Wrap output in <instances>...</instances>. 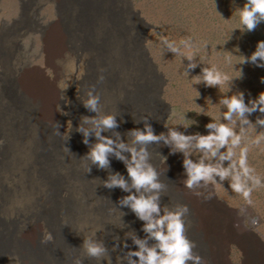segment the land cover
<instances>
[{
  "label": "rangeland",
  "instance_id": "374dc122",
  "mask_svg": "<svg viewBox=\"0 0 264 264\" xmlns=\"http://www.w3.org/2000/svg\"><path fill=\"white\" fill-rule=\"evenodd\" d=\"M245 2L246 0L106 2L117 5L115 14L120 22L116 23L122 24L120 32L127 39L125 48H137L142 62L147 63L159 79L156 99L160 95L164 109L155 99L153 107L146 105V110L140 113L137 111L138 106L135 108V103H132L133 96L128 99L131 95L128 93L132 91L131 85L118 65L119 56L122 55L119 53L117 57L118 49L123 51L121 41L116 36L118 29L108 35L102 33V37L97 32L84 41L77 38L83 30L77 29L75 33H70L71 41L65 53L71 51L72 56L65 63H74L86 75L83 80L74 76L71 86L62 91L58 82L65 69L56 61L64 57L65 53L60 57L51 55L49 36L63 24L70 27L74 22L71 28L75 23L79 27L76 19H65L63 22L64 13H75L77 3L73 0H0V264H15L12 256H4L15 252L23 264H51V258L58 252V241L54 239L47 244L43 243L44 229H48V219L50 222L54 221L53 215L58 210L59 201L71 207L73 217L70 218L69 232L72 246L79 251V257L86 264H100L96 258L87 257L83 247L84 235L91 234L97 228L103 229L97 233V238L103 241L109 236L110 245L117 244L116 237H119V243L122 244L126 233L131 231H136L141 238L145 236L142 230L145 222L136 215L132 221L129 216L134 212L130 207L120 204V200L129 193L119 187L108 188L103 183L110 173L127 172L125 168L120 170V167L112 166L113 156L110 157V168L101 169L98 165H92L91 172H88L83 160L77 164L67 162L70 150L82 149L86 154L91 150V146L84 143L83 134L77 131L84 116L96 115L84 106L83 99L95 85L96 91L102 95L103 110L118 115L120 126L113 131H119L123 136L126 126L142 128L141 123L145 117L149 118L148 122L153 125L157 135L167 133V125L190 135L208 134L206 126L212 122V117L208 115L215 116L217 120L220 118V108L214 106L212 101L218 104L222 92L230 91V85L225 82L222 92L219 86L209 87L206 83L194 84L193 88L192 83L198 82V79H191L201 75L206 65L218 64L229 80L236 78L229 95L242 91L246 101L250 102L264 92V68L250 60L243 63L244 56L251 57L257 50L258 43L264 40V22L255 31L237 29L242 27L237 9L243 7ZM180 39L194 42L204 63L195 70H189V76L183 71L190 61L185 58L183 67V57H176L177 54L168 51L163 44L165 40ZM167 56L175 59L173 66L169 67L171 69L166 63ZM228 56H231V65L237 64V70L242 69L241 78H238L241 73L225 62V57ZM199 60L197 57V61ZM15 61L26 66L18 72ZM26 72L38 73L47 83L57 88L56 115L48 122L42 123L30 103L23 100L20 83ZM101 74L106 77L104 81L99 80ZM143 87L141 92L146 95L151 86ZM59 106L63 108V112L58 110ZM15 108L19 110L15 111ZM260 115L259 112L252 114L251 119L255 121ZM69 121L72 122L73 130L66 137L64 134L68 133ZM178 124L191 126L186 128ZM248 136H251V132ZM124 139L127 141L129 137L124 136ZM91 140L92 143L96 142L94 134ZM150 151L153 155L152 163L167 185L162 196V207L183 203L191 208V196L184 190L186 187L183 183L187 178L184 154H173L171 147L164 141L154 142ZM246 167L248 171L243 183L248 195L234 191L227 181L224 184L232 192L228 197L219 189L218 184L222 183L207 189H195L203 191V196L199 198L218 223L221 234L227 232L224 219L232 218L231 226L237 235L236 242L224 249L225 257L220 259L217 245L218 242L222 244L221 234L200 226L196 219L191 218V214L186 217V235L197 244L194 252L202 255L209 263L213 258L215 264H264V240L250 230L251 216L264 217V150L253 148L249 151ZM72 171L80 175L75 176ZM60 187H63V193L58 191ZM57 191L60 196H57ZM208 195L214 198L206 200ZM14 212L16 218L12 220ZM104 212L112 215L108 224L102 222L100 217ZM126 218L133 224L124 220ZM237 221L241 225L239 229L235 227ZM81 225L87 227L81 231ZM211 232L219 235V239L214 238ZM204 234L207 235L206 241L203 240ZM127 242L129 245L133 243L130 238H127ZM206 244L213 246L212 253ZM127 251L124 247L117 253L109 251L113 264H117V257L125 255ZM102 264H107V260Z\"/></svg>",
  "mask_w": 264,
  "mask_h": 264
},
{
  "label": "clouds",
  "instance_id": "9594fccd",
  "mask_svg": "<svg viewBox=\"0 0 264 264\" xmlns=\"http://www.w3.org/2000/svg\"><path fill=\"white\" fill-rule=\"evenodd\" d=\"M237 12L240 25H242L237 29L255 31L264 22V0H246L243 7H238ZM163 44L168 51L177 54L176 57H183V67L185 58L190 61L183 71L188 76L190 75L189 70H195L203 63L194 42L190 39L165 40ZM230 53L234 55L232 52ZM71 56L72 52L68 51L64 57L58 58L56 61L65 69L64 75L58 82V87L62 91H66L71 86L70 82L73 81L74 76L78 80H83L86 75V73L80 72L74 63H70V65L65 63ZM197 57L200 58L199 61H197ZM249 60L264 68V40L258 43L257 50L251 57L244 56L243 63H247ZM225 62L237 70V64L231 65V56L225 57ZM14 63L18 72L26 66V64L17 63V61ZM103 71L102 69L101 72L103 73ZM237 71L241 73L238 78H241L243 76L242 69ZM105 79L106 77L101 74L99 80L104 81ZM197 79L198 82L192 83V87L194 84L206 83L209 87L219 86L221 91L225 82L230 85L229 92L221 91L223 95L218 104L211 100L214 106L220 108L219 120L206 112H200L212 117V122L206 126L209 130L208 134L190 135L178 130L177 127L167 125L168 132L157 135L153 125L148 122L149 118L145 117L143 119L144 128L130 130L129 139L126 141L119 131H113L120 126L118 115L115 112L103 110L102 95L96 91L95 85L89 89L87 97L83 99L84 106L90 112L96 113L94 116H84L77 129L83 134L84 143L91 146L90 152L83 158L90 161L91 164H85V167L88 168V172L92 171L91 165H98L101 169L110 168L111 156L123 161L126 164L128 176L119 172L110 173L108 179L103 183L108 188L119 187L129 193L120 200V204L130 207L136 216L145 222L142 229L145 233L143 238L136 231L126 233L123 246L128 251L125 255L117 257V264H125V262L127 264H189V262L191 264H207L202 255L194 252L197 244L186 235L187 221L185 218L191 214L190 206L178 203L162 207V196L167 185L161 180L159 171L152 163L153 155L150 146L154 142L164 141L171 147L173 154L177 152L184 154L187 178L183 183L186 188L207 189L217 183L224 184L227 181L234 191L248 195L243 183L244 175L248 171L246 167L247 153L253 148L264 150V92L258 98L251 99L250 102L246 101L245 93L242 91L229 95L232 92V82L236 78L229 80L228 75L215 63L206 65L202 74L191 80ZM58 110L64 111L60 106ZM257 112L261 115L253 121L251 116ZM178 125H183L186 128L191 126ZM72 130L73 125L69 121L68 133L64 136H70ZM106 132L112 134L105 135ZM249 132H251L250 137L248 136ZM93 134L96 137L95 143H92L91 140ZM203 194V191L195 192L197 196H203ZM213 198L212 195L205 197L206 200ZM15 218L16 213L14 212L12 220ZM250 219L252 225L250 230L264 240V217L251 216ZM240 226V222L237 221L235 227L239 229ZM247 226V222H245V228ZM86 227L87 225H81V231ZM102 230V228H97L91 234L84 235L83 247L87 257L96 258L100 264L104 260H107V264H113L108 247L97 238V233ZM127 238L132 240L135 247L128 244ZM54 239L53 233L45 228L43 243L47 244ZM116 239V248L113 250L120 247L119 237ZM15 264H23L22 259L17 256ZM75 264H85V260L77 258Z\"/></svg>",
  "mask_w": 264,
  "mask_h": 264
},
{
  "label": "bare ground",
  "instance_id": "6f19581e",
  "mask_svg": "<svg viewBox=\"0 0 264 264\" xmlns=\"http://www.w3.org/2000/svg\"><path fill=\"white\" fill-rule=\"evenodd\" d=\"M73 1L77 3L75 4L76 11L73 14H70L69 11H66L63 15V22H65V19H76V22L79 21L78 22L79 27L75 23L73 27L71 28L72 24L74 23L73 22L70 24V27L66 24H63L55 28L51 32L49 36V42H48L51 55L53 57H60L62 54H64L66 51L67 45L71 41L70 33H72V31L75 33L77 29L83 30L82 33L77 35L78 37L76 36L82 41H84L86 38L88 39L92 38V36H94V34L97 32L101 33L100 36L102 37V33H104L105 35H108L111 32L116 31L118 29V31H116L117 32L116 36L118 37L119 42L121 41L120 43L123 49L122 52L118 49L119 52H118L117 57L119 56V53H122V55L120 54L119 56L118 65L120 66V69L122 70V72L125 74L124 76L127 77L126 81L131 85L130 88L132 90L131 92L128 93V94L131 93L128 99H130L133 96L132 103H135V108H137L138 106L137 111L140 113L146 110L144 108L146 105H150V107H153L155 104L157 93H158L157 92L158 90L157 82L159 81V79L157 78V75H155L154 72H152V70L149 68L147 63L144 64L142 62L143 59L142 60L140 59V55L138 54L137 48L133 47V50H128L125 48V45H127L126 44L127 39H124L123 36L121 35L120 31L122 30V27H121L122 24L116 23V22H120L119 19L117 18L118 16H116L117 14H115V8H117V5L116 4H106V2L110 0H73ZM123 40L125 41V44H123L124 42ZM135 46H137V43H135ZM170 57H168L167 62H166L168 63V68L173 66L172 64H173V61L175 60V59L173 60ZM46 81L44 77L40 76L38 73H35V72L27 73L26 72V74L24 75L20 83L22 95H24L23 100L24 101L26 100L27 102L30 103L32 108L38 113V117L42 123L48 122V120L52 119L56 115V105H57V98H56L57 88H55V85H51L50 83H47ZM145 85L151 86L150 91L147 92L146 95L144 94V92L143 93L141 92L144 89L143 86ZM121 93H122V96H124V90H122ZM156 101H157V104L160 105L164 109L165 106L161 102L160 95L157 97ZM18 110L19 109L15 108V111H18ZM134 111L136 110H133V112ZM144 123L145 122L142 120V123H141L142 128H144ZM126 127L127 129L124 130V136L128 138L129 131L137 127L135 125L131 126L130 128L128 126ZM86 155L87 154L84 153L82 149L71 150L68 156L69 161L67 162L68 163L70 162V164L72 163L77 164L78 162L83 160L85 164L90 165L91 164L90 161L83 159ZM112 166L120 167V170L124 168L127 170L126 164L124 162L119 163V161L117 160L115 156H113ZM72 173L76 174L75 176L80 175L79 173H76L73 171ZM123 175L127 177L128 173L123 172ZM75 178H78V177H75ZM218 186L221 192L225 196L228 197V195L230 196L232 194L230 189L225 184L223 183L218 184ZM184 190L186 191V193H188V195L191 196V218L196 219L197 223L200 226L204 227L205 229L209 231L212 230L213 232L220 235L221 231L220 229H218V223L215 220H213L210 214V210L207 209L206 205L200 200L199 196L195 195L196 190H192V189L190 190L188 188ZM58 191L63 193V187L58 188ZM58 191H57V196H60ZM52 203L53 204L55 203L54 199H52ZM57 209L58 210L56 211L54 210L55 213L53 216L55 217L54 218L52 217L54 221L50 222V219L47 220L48 230L53 233L55 240L58 241L57 242L58 252H57V255H54L51 258V264H75V260L81 257H79V251H77L76 248L72 246L73 244H72L71 235L69 232V229L71 226L70 218L72 219L73 217L71 207L69 208L67 203L62 204L59 201ZM135 215H136L135 213H132V215L129 216L132 219V221L135 219L134 218L136 217ZM100 217L102 218V222L104 221L108 224L109 220L112 218V215H110L107 212H104L100 214ZM55 219H56V223H55ZM124 220H126L129 223H132L127 218ZM106 223L104 224L106 225ZM232 223H233L232 218L224 219L225 229L227 232H224L221 234V236L223 237L222 244L218 242V245H217L218 255L220 259H223V257H225L224 249H226L229 244L235 243L237 240V235L231 226ZM213 232L211 233L213 234L214 238L216 237L218 240L219 235ZM204 237L205 238H203V240L206 241L207 235L204 234ZM103 242L108 247L109 251L115 252V250L113 249L116 248V245L115 244L110 245V243H108L109 236H106ZM123 245H124V242L120 244V248L124 247ZM208 245H207V248H210L209 250H211V253H212L213 246L212 245L208 246ZM130 246L135 247L133 243L130 244ZM119 249H117V251H119ZM117 251L115 253H117ZM7 255L12 256L14 260L18 256L16 252L15 254L14 253L4 254V256H7ZM214 260L215 259L212 258L211 263L207 261V264H215Z\"/></svg>",
  "mask_w": 264,
  "mask_h": 264
}]
</instances>
